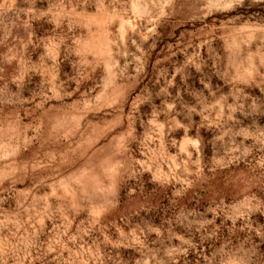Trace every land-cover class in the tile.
Returning a JSON list of instances; mask_svg holds the SVG:
<instances>
[{
  "label": "rangeland",
  "instance_id": "rangeland-1",
  "mask_svg": "<svg viewBox=\"0 0 264 264\" xmlns=\"http://www.w3.org/2000/svg\"><path fill=\"white\" fill-rule=\"evenodd\" d=\"M0 264H264V0H0Z\"/></svg>",
  "mask_w": 264,
  "mask_h": 264
}]
</instances>
